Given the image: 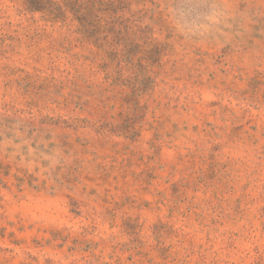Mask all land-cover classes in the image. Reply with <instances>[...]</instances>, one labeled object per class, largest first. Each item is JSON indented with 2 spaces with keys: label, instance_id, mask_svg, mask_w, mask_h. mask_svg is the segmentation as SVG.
Returning <instances> with one entry per match:
<instances>
[{
  "label": "rangeland",
  "instance_id": "rangeland-1",
  "mask_svg": "<svg viewBox=\"0 0 264 264\" xmlns=\"http://www.w3.org/2000/svg\"><path fill=\"white\" fill-rule=\"evenodd\" d=\"M0 264H264V0H0Z\"/></svg>",
  "mask_w": 264,
  "mask_h": 264
},
{
  "label": "trees",
  "instance_id": "trees-1",
  "mask_svg": "<svg viewBox=\"0 0 264 264\" xmlns=\"http://www.w3.org/2000/svg\"><path fill=\"white\" fill-rule=\"evenodd\" d=\"M41 9H43V8H41ZM41 9H40V10H41Z\"/></svg>",
  "mask_w": 264,
  "mask_h": 264
}]
</instances>
